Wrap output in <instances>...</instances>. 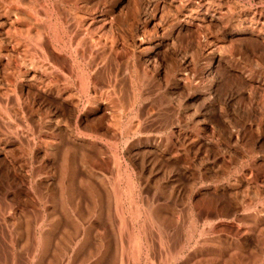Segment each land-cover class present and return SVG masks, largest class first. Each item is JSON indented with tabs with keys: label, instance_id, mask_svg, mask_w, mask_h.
<instances>
[{
	"label": "rangeland",
	"instance_id": "rangeland-1",
	"mask_svg": "<svg viewBox=\"0 0 264 264\" xmlns=\"http://www.w3.org/2000/svg\"><path fill=\"white\" fill-rule=\"evenodd\" d=\"M0 264H264V0H0Z\"/></svg>",
	"mask_w": 264,
	"mask_h": 264
},
{
	"label": "bare ground",
	"instance_id": "bare-ground-1",
	"mask_svg": "<svg viewBox=\"0 0 264 264\" xmlns=\"http://www.w3.org/2000/svg\"><path fill=\"white\" fill-rule=\"evenodd\" d=\"M22 14V13H21Z\"/></svg>",
	"mask_w": 264,
	"mask_h": 264
}]
</instances>
